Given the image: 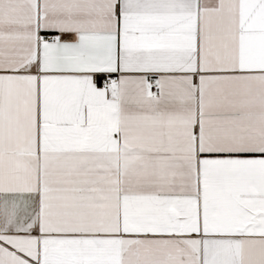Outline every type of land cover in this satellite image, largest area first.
<instances>
[{"label": "snow or ice", "instance_id": "snow-or-ice-1", "mask_svg": "<svg viewBox=\"0 0 264 264\" xmlns=\"http://www.w3.org/2000/svg\"><path fill=\"white\" fill-rule=\"evenodd\" d=\"M0 264H264V0H0Z\"/></svg>", "mask_w": 264, "mask_h": 264}]
</instances>
